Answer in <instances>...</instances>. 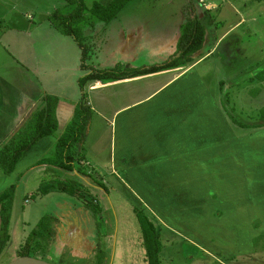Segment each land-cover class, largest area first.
Here are the masks:
<instances>
[{"label": "crops", "instance_id": "0c3cea01", "mask_svg": "<svg viewBox=\"0 0 264 264\" xmlns=\"http://www.w3.org/2000/svg\"><path fill=\"white\" fill-rule=\"evenodd\" d=\"M15 1V6L23 8L10 9V0H0V149L46 97L57 99V129L26 150L10 175L0 169V193L15 186L11 218L13 211L23 214L20 203H27L34 196L32 192L39 198L34 203L38 208L50 197L55 209L50 214L55 219L52 227L57 231L50 248L55 253L52 261L64 263L63 257L70 255L72 261L92 262L99 247L96 229L103 227L99 218L105 205L114 208L123 204L118 191L104 180V169L129 192L135 203L130 206L126 201L124 205L137 221L135 210H142L158 225L160 235L179 237L201 253L206 249L203 246L213 241L211 233L197 241L204 225L211 229L245 222L250 226L249 221L240 222L250 211L264 215L263 182L253 164L240 153L250 147L251 140L236 136L233 117L205 82L207 71L197 69L240 28L253 39V52H258L257 47L264 44V0H130L107 24L86 15L82 34L89 52L85 62L74 38L62 35L47 20L54 8L38 11L35 21L28 14L33 8L25 10L33 0ZM82 1L88 9L94 3L106 6L112 2ZM149 4L177 9L167 14L144 11L143 5ZM174 13L176 18L171 22ZM189 20L199 22L204 29L202 48L194 53L190 64L85 85V105L91 114L84 139L92 136L95 142L102 135L108 136L104 165L96 164L97 170L90 168L84 139L78 144L70 170L49 164L56 142L80 101V78L118 66L147 69L170 61L177 56L180 27ZM245 92L246 97L254 95L251 101L264 99L260 87ZM244 173L251 175L247 182ZM48 185L63 191L42 194ZM71 186L79 192L84 187L83 192L90 194L70 192ZM16 198L21 201L16 202ZM90 206L102 209L92 223ZM248 230L249 240L260 233L256 231L250 237ZM15 237L9 235L13 241ZM216 251L219 254L215 255L221 256L222 249Z\"/></svg>", "mask_w": 264, "mask_h": 264}, {"label": "rangeland", "instance_id": "374dc122", "mask_svg": "<svg viewBox=\"0 0 264 264\" xmlns=\"http://www.w3.org/2000/svg\"><path fill=\"white\" fill-rule=\"evenodd\" d=\"M10 5L7 7L10 9L23 8L21 5L15 6V0H10ZM219 3L220 1L217 0ZM252 2L257 3L253 0ZM18 3V2H17ZM21 4V3H19ZM32 5H35L33 7ZM63 0H33V3L27 5L25 10L28 14L38 21L39 15L38 11L43 12L48 8H57L63 14L69 13L71 11L70 6H65ZM55 6V7H53ZM144 11L155 12V13H168L175 12L176 6H154L152 4L143 5ZM53 12V11H52ZM51 12V13H52ZM50 13V14H51ZM177 13V12H176ZM176 13L171 17V22H174L176 18ZM89 15V14H86ZM92 18V17H91ZM253 39L247 38L242 32L241 28L236 30L223 42L218 52L211 56L207 61L202 63L197 69L207 71L204 75L205 82L212 87L214 93L220 97L221 105L224 111L231 114L236 124L233 123L234 129L236 131V136L245 135L243 137H249L250 147L243 149L240 153L245 158V161H250V165L255 168L256 174L260 175L264 186V121L260 120V109L264 107V99L258 98L251 101L254 98L253 94H249L246 97V92H249L257 87L264 89V44L259 45L258 52H253L256 47L252 44ZM263 42V41H261ZM228 50V51H227ZM217 55H220L217 59ZM220 86V84H222ZM261 122V127H254ZM232 124V123H231ZM242 125V126H241ZM255 128V130L252 129ZM243 129V130H241ZM238 131V133H237ZM109 135V134H108ZM108 136H101L100 141L94 142L93 137L85 138V149L84 154L88 158L90 168L96 169V164L104 165L105 156L108 151V141L106 139ZM97 144V145H96ZM96 145L95 148H92ZM100 161V163H98ZM103 162V163H102ZM101 165V166H102ZM241 167L242 164H241ZM105 168V167H103ZM246 182L251 177L244 173L243 176ZM104 180L108 181V184L112 185L115 190L118 191L119 197L121 198L123 204L119 207L114 205V208H106L101 214L99 220L102 221V229H96V247L97 251L93 253L91 257L95 261L99 256V248L102 250L103 264H146L145 249L143 246V238L140 231V224L138 223L135 216L131 213V210L126 207L125 202L127 201L131 206L135 203L131 198L128 191H126L120 184V182L113 176H110L107 169L103 172ZM94 184L95 182H90ZM29 185H32L30 182ZM72 190H76L71 186ZM79 190V189H77ZM86 191L83 187L82 192ZM78 192V194H82ZM34 196L28 199L27 203H24L16 198V202L21 201V206L24 208L23 214L16 215L13 211L12 218H10L9 225V235L16 234L17 238L13 241L9 239L6 247L4 248L2 254L0 255V264H8L17 258V252L25 242L26 238L31 231L36 230L34 227L39 218L42 215H49L55 211L52 204L49 203L50 197L45 198L41 203L42 205L38 208L34 203L37 202L39 198L36 192H32ZM110 191L108 190V194ZM83 194H90L88 192H83ZM263 195V194H262ZM264 196V195H263ZM51 197L56 198L57 195H51ZM256 198V197H253ZM84 201H88L83 198ZM90 200V197H89ZM92 203V200L90 201ZM255 202H253L254 204ZM85 207L84 203H82ZM244 204V203H243ZM251 203V206H253ZM254 206L258 207L257 204ZM20 208V209H22ZM37 208V209H36ZM91 208V209H90ZM90 219L91 223L95 218H97L98 208L90 206ZM258 210V209H257ZM94 211L97 213H94ZM106 211V212H105ZM43 217V216H42ZM220 218L221 215H218ZM250 218V219H249ZM24 221V222H23ZM241 221H249L250 224L247 225L245 222L239 225H234L225 227L220 226L218 228H209V226L204 225L202 228V234L198 237L197 241L200 242L201 239H207L208 235L211 233L213 235L212 242L203 246L204 253L201 250H195L183 239L176 236L166 235L167 233L160 235V242L162 248L159 252V258L161 264H264V215L262 212L255 213V211H250L249 216L244 217ZM23 222V223H22ZM55 222L53 227H55ZM22 226L24 227L22 229ZM253 237L256 235L254 232L260 231V233L249 240L250 232ZM22 230V231H21ZM55 236L53 240L56 239ZM66 237V236H65ZM53 240L50 242L49 246H45L44 250H40L38 258H43L44 261H49L53 264H57L51 260V256L55 253L50 249L53 244ZM248 241V242H247ZM18 242V243H17ZM148 242V238H147ZM60 247V246H59ZM199 247V246H197ZM202 248V247H199ZM222 249L220 255H215L218 252L216 250ZM66 251V248H64ZM124 256L122 257L121 255ZM219 254V253H218ZM68 257V258H67ZM107 257V261L105 258ZM47 260H46V259ZM63 264H84L82 260L75 258L72 261V257L65 255ZM122 258V259H121ZM93 262H88L87 264H92ZM61 264V263H60Z\"/></svg>", "mask_w": 264, "mask_h": 264}, {"label": "trees", "instance_id": "16d2710c", "mask_svg": "<svg viewBox=\"0 0 264 264\" xmlns=\"http://www.w3.org/2000/svg\"><path fill=\"white\" fill-rule=\"evenodd\" d=\"M63 1L66 6L72 8L71 11L63 14V12L56 9L47 17V20L59 33L74 38L78 46L82 48V62H85L88 59L89 52L84 45V37L82 34V26L85 23L86 14H89L90 17L103 24H107L114 19L118 12L130 0H112L106 6L94 3L89 9L84 5L82 0ZM203 41L204 29L199 22L189 20L180 27L177 56L173 57L170 61L160 66H151L147 69H128L118 66L112 70L92 71L89 75L80 78L79 87L82 91L80 101L74 108L71 121L56 142L53 157L47 162L53 166L70 170V163L74 161V157L77 154L78 144L85 137V131L91 114L89 108L85 105L84 87L86 84L96 81L106 82L129 79L190 64L192 62L191 57L202 48ZM56 104V98L46 97L43 100L42 106L30 115L18 131L0 149V169L4 175H10L12 173L20 156L26 150L30 149L39 139L54 134L57 129L55 118ZM260 114V120L264 121V108L260 110ZM230 119L236 124L234 119ZM260 126L256 125L254 127ZM77 189L75 191L70 189V192H76L78 194L79 191ZM14 190L15 186L11 185L0 193V255L9 241L10 208ZM52 191L62 192L63 190L48 185L41 193L48 194ZM70 195H73V193ZM94 213H97V211H94ZM135 214L140 224L146 264H161L159 252L162 246L158 225L154 224L149 214L142 210H135ZM54 222L55 219L49 215L41 217L37 223L36 230L31 231L25 242L20 246L17 257H32L44 260L43 258H38L37 253L40 250H44L45 253L44 247L46 245L49 246L53 240L55 236V230L52 227ZM98 252L100 257L95 259L94 262L92 261V264H103L104 260L101 250L99 249ZM60 263L63 264V260L57 262V264Z\"/></svg>", "mask_w": 264, "mask_h": 264}, {"label": "water", "instance_id": "95a60500", "mask_svg": "<svg viewBox=\"0 0 264 264\" xmlns=\"http://www.w3.org/2000/svg\"><path fill=\"white\" fill-rule=\"evenodd\" d=\"M8 264H52V263L32 257H17Z\"/></svg>", "mask_w": 264, "mask_h": 264}, {"label": "built area", "instance_id": "2783aa9c", "mask_svg": "<svg viewBox=\"0 0 264 264\" xmlns=\"http://www.w3.org/2000/svg\"><path fill=\"white\" fill-rule=\"evenodd\" d=\"M195 1H197V2H199V3L202 2V0H195Z\"/></svg>", "mask_w": 264, "mask_h": 264}]
</instances>
